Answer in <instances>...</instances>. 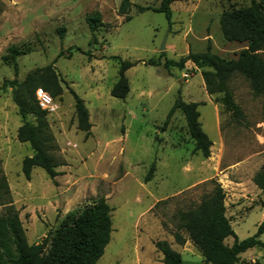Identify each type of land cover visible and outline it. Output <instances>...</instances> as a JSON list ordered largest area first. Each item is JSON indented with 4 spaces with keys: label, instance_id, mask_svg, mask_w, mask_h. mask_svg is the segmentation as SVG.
I'll return each mask as SVG.
<instances>
[{
    "label": "rangeland",
    "instance_id": "obj_1",
    "mask_svg": "<svg viewBox=\"0 0 264 264\" xmlns=\"http://www.w3.org/2000/svg\"><path fill=\"white\" fill-rule=\"evenodd\" d=\"M121 1L0 0V212L12 201L28 243L36 244L102 197L111 208L112 231L97 264H163L157 241L181 253L184 264H204L198 253L184 251L188 240L178 228L177 214L195 207L218 184L232 229L242 240L256 233L264 218V194L251 180L264 163V103L244 78L232 77L228 91L241 111L235 120L223 109L222 94L206 93L200 74L206 68L189 61L182 69L165 68L163 62H176L188 51L204 52L208 45L221 58H235L243 45L225 42L218 20L222 12L244 9L250 2L175 0L169 27L163 14L136 9L156 8L160 0H129V20L118 13ZM256 2L264 11V0ZM95 11L103 26L91 33L85 16ZM165 36L161 64L144 65L159 58ZM10 46L27 51L16 58V75L2 61ZM119 60L137 63L125 73L129 93L124 100L110 97ZM53 62L67 87L84 101L92 133L85 138L76 130L73 99L64 89L62 99L53 100L56 111L46 117L53 138L50 153L59 164L57 179L34 168V199L16 205L13 198H21L28 186L20 162L32 152L16 140L21 119L4 83L22 81ZM178 98L199 104L202 132L212 142L207 159L193 151L179 111L163 125ZM230 182L241 183L245 196L234 199ZM175 234L183 244L175 241ZM259 239L264 243V233ZM259 251L264 263L263 249L253 248L246 255Z\"/></svg>",
    "mask_w": 264,
    "mask_h": 264
},
{
    "label": "trees",
    "instance_id": "obj_2",
    "mask_svg": "<svg viewBox=\"0 0 264 264\" xmlns=\"http://www.w3.org/2000/svg\"><path fill=\"white\" fill-rule=\"evenodd\" d=\"M174 1L160 0L156 8L136 6V9L138 12L152 11L163 14L170 27V5ZM249 2V6L244 9L222 12L218 20L222 39L227 43L243 45L235 58H221L213 54L208 45L204 52L188 51L185 57L176 62H163L165 68L169 66L182 69L188 61L196 68H206L200 73L206 93L209 96L222 94L220 103L235 120L240 119L241 111L228 91L227 84L232 77L244 78L253 95L261 97L264 103V11L256 0ZM130 7L129 0L120 2L118 13L125 16V20L130 19ZM85 23L91 33L95 32L103 26L101 14L95 11L86 15ZM26 53L27 51H21L16 46H10L2 61L11 65L16 75V58ZM59 55L62 56V52ZM163 55L164 52H161L158 59H151L144 65H160V57ZM118 63L117 81L110 90V97L124 100L129 93L125 73L137 63L121 60ZM5 88L10 89L11 100L21 119V125L16 131V140L28 144L32 152L31 156L20 162L24 178L29 181L32 170L40 168L53 180L58 176L56 169L59 164L50 153L53 138L46 120L48 113L38 107L36 92L40 90L52 100L60 101L66 89L73 99L76 130L84 133L87 138L91 135L92 125L84 101L60 78L54 62L31 71L22 81L5 82ZM198 106L197 103H185L178 98L163 125L168 123L175 111H179L184 117L187 133L193 142V151L199 152L207 159L212 142L202 132ZM28 118H32L33 122ZM153 171L154 165L146 175L145 182L151 179ZM251 181L264 194V163ZM224 200V191L218 184H214L211 192L203 196L195 207L177 214L178 228L201 255L204 264H236L239 255L250 249L264 250V243L259 240L260 235L264 233V218L254 235L238 240L226 218ZM110 213L111 208L106 200L98 197L92 206L73 216L70 223L63 222L54 232L48 231L41 242L29 244L18 211L9 202L2 206L0 212V264H97L110 241ZM174 238L179 245L184 243V239L178 234H175ZM227 238L233 239L230 246L225 244ZM154 246L160 253L163 264H184L180 254L167 242L157 241Z\"/></svg>",
    "mask_w": 264,
    "mask_h": 264
},
{
    "label": "crops",
    "instance_id": "obj_3",
    "mask_svg": "<svg viewBox=\"0 0 264 264\" xmlns=\"http://www.w3.org/2000/svg\"><path fill=\"white\" fill-rule=\"evenodd\" d=\"M92 131V130H91ZM92 133V132H91ZM58 168V167H57ZM56 172L58 173L59 170L56 169ZM57 177V176H56ZM54 178L53 180L56 181L57 178ZM1 178H7L6 174L4 176H2ZM232 185L229 187V190L232 191V195L234 197V199H237L239 197H243L245 196V193H246V189H244L242 186H241V183H238V182H230ZM27 185L28 186H25L24 188V191L23 192H20L19 196L21 198L19 199H14L13 198V204H18V203H26V202H32L33 199H34V194L36 193V188L32 185V183H30V180L27 181ZM253 185V184H252ZM254 186V185H253ZM255 187V186H254ZM256 188V187H255ZM257 189V188H256ZM258 190V189H257ZM259 191V190H258ZM12 202V201H11ZM247 202H244V204H246ZM26 213H29V211H27ZM264 215V209H263V213ZM264 217V216H263ZM20 218V217H19ZM232 228V227H231ZM233 230V229H232ZM26 232V230H25ZM234 234L236 235L237 239L238 240H242L236 231H234ZM228 239V238H227ZM226 239V241H227ZM231 239V238H229ZM260 240V239H259ZM232 242H233V239H232ZM232 242L228 243V245L230 246L232 244ZM262 242V241H261ZM263 243V242H262ZM187 250L191 253L193 252H197V250L192 246V244L189 242V241H186L185 242V246H184V251ZM253 249H250L248 251H246L245 253H242L239 255V260L236 264H264V263H260L259 259H262L263 256H262V253L259 251V252H256L255 254H249V255H246L248 252L252 251ZM181 255V253H180ZM246 255V256H245ZM200 261L202 259L201 255L198 253L197 256H196ZM184 261V260H183ZM186 262V261H184ZM186 264H193L191 262H188Z\"/></svg>",
    "mask_w": 264,
    "mask_h": 264
},
{
    "label": "built area",
    "instance_id": "obj_4",
    "mask_svg": "<svg viewBox=\"0 0 264 264\" xmlns=\"http://www.w3.org/2000/svg\"><path fill=\"white\" fill-rule=\"evenodd\" d=\"M35 96L37 105L41 110L47 113H54L56 111V105L54 104L53 100L49 96H47V94L38 90Z\"/></svg>",
    "mask_w": 264,
    "mask_h": 264
},
{
    "label": "water",
    "instance_id": "obj_5",
    "mask_svg": "<svg viewBox=\"0 0 264 264\" xmlns=\"http://www.w3.org/2000/svg\"><path fill=\"white\" fill-rule=\"evenodd\" d=\"M165 42H166V36L163 38L161 44H160V47L158 49V51L161 53V52H164L165 51Z\"/></svg>",
    "mask_w": 264,
    "mask_h": 264
}]
</instances>
